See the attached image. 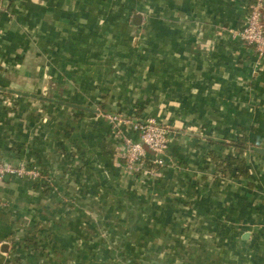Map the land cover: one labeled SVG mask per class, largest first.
<instances>
[{"label": "crops", "instance_id": "1", "mask_svg": "<svg viewBox=\"0 0 264 264\" xmlns=\"http://www.w3.org/2000/svg\"><path fill=\"white\" fill-rule=\"evenodd\" d=\"M253 1L0 0V158L45 175L0 181V264H264ZM109 114L170 125L166 164L131 170ZM243 132L224 178L210 139Z\"/></svg>", "mask_w": 264, "mask_h": 264}, {"label": "built area", "instance_id": "2", "mask_svg": "<svg viewBox=\"0 0 264 264\" xmlns=\"http://www.w3.org/2000/svg\"><path fill=\"white\" fill-rule=\"evenodd\" d=\"M237 35L247 45L253 46L259 57L264 59V0H254L250 5L248 19ZM113 124L116 136L121 140L123 157L131 170L139 172L148 158L150 162L162 167L166 164L165 155L169 149L172 129L170 125L149 116L135 119L119 114L108 115ZM129 125L137 134V138L125 135L123 126ZM31 180H40L44 173L36 166L27 163L13 165L0 158V181L6 175Z\"/></svg>", "mask_w": 264, "mask_h": 264}, {"label": "trees", "instance_id": "3", "mask_svg": "<svg viewBox=\"0 0 264 264\" xmlns=\"http://www.w3.org/2000/svg\"><path fill=\"white\" fill-rule=\"evenodd\" d=\"M21 94L19 91H10L9 94ZM22 94H24L22 92ZM26 95H30L32 97L47 99L44 95H32L25 93ZM213 142H216L221 145L222 149L227 147H233L235 153L225 154L217 151L211 152V158L216 163L217 171L224 178H236L240 176L248 177L250 175V170L246 159L243 157L245 152L253 149V145L250 143L249 137L245 132L235 140H226V139H210ZM261 150V149H259ZM132 264H139L138 262H133Z\"/></svg>", "mask_w": 264, "mask_h": 264}, {"label": "water", "instance_id": "4", "mask_svg": "<svg viewBox=\"0 0 264 264\" xmlns=\"http://www.w3.org/2000/svg\"><path fill=\"white\" fill-rule=\"evenodd\" d=\"M135 18H136V23L139 24V23H140V20H141V15H140V14H137ZM19 93L22 94L21 91H19ZM24 94H25V93H24ZM9 176H10V175L8 174V175H6L5 177H9Z\"/></svg>", "mask_w": 264, "mask_h": 264}, {"label": "rangeland", "instance_id": "5", "mask_svg": "<svg viewBox=\"0 0 264 264\" xmlns=\"http://www.w3.org/2000/svg\"><path fill=\"white\" fill-rule=\"evenodd\" d=\"M111 115H114V114H111ZM120 115V114H119Z\"/></svg>", "mask_w": 264, "mask_h": 264}]
</instances>
